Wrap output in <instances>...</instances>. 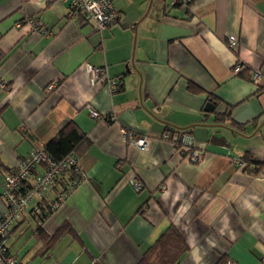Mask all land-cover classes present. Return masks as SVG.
Here are the masks:
<instances>
[{
	"label": "crops",
	"instance_id": "1",
	"mask_svg": "<svg viewBox=\"0 0 264 264\" xmlns=\"http://www.w3.org/2000/svg\"><path fill=\"white\" fill-rule=\"evenodd\" d=\"M71 1L0 0V217L4 174L69 125L64 146L83 136L75 154L87 176L47 218L63 183L32 205L10 253L21 264H138L173 225L189 247L179 264H264V169L234 161L264 160V0H196L190 16L173 0H112L120 18L102 32L69 17ZM32 20L48 34H34ZM238 62L247 78L261 73L259 85L233 74ZM88 65L116 90L93 84ZM178 131L193 137L199 163L162 139ZM63 225L72 232L51 246L40 239Z\"/></svg>",
	"mask_w": 264,
	"mask_h": 264
},
{
	"label": "built area",
	"instance_id": "2",
	"mask_svg": "<svg viewBox=\"0 0 264 264\" xmlns=\"http://www.w3.org/2000/svg\"><path fill=\"white\" fill-rule=\"evenodd\" d=\"M173 4H178L180 10L187 11L189 0H173ZM69 17L79 20H92L96 23V28L100 32L108 29L120 18V13L113 7L112 0H72ZM32 31L34 34L47 35L48 30L40 21L32 20ZM227 46L232 51L238 50V40L235 36H229ZM244 66L238 62L233 70L234 75H238ZM93 84L106 82L112 92L116 90L117 82L107 78L106 72L102 68L87 66ZM261 73L253 72L252 81L259 85ZM57 84H51L48 88L53 90ZM0 89H6L0 83ZM94 118H100L94 110H90ZM131 144L145 150L148 146V139L145 137L136 138L129 136ZM163 140L171 141L190 162L199 163L203 159V153L197 150L193 144V137L188 132L166 133ZM240 167L246 165L238 160H234ZM264 161V160H263ZM65 172L71 174V180L67 189H61L53 199L50 212H57L67 201L69 196L86 181L87 176L82 170L79 157L71 152L61 160H55L45 148L33 150L26 158L21 160L16 167L4 174L2 185V198L6 204V212L0 217V264H21L16 257L8 253V240L12 228L27 213L30 207L44 199L58 184L59 178ZM131 185L136 192L143 189L139 179L133 178ZM225 264H237L228 261Z\"/></svg>",
	"mask_w": 264,
	"mask_h": 264
},
{
	"label": "trees",
	"instance_id": "3",
	"mask_svg": "<svg viewBox=\"0 0 264 264\" xmlns=\"http://www.w3.org/2000/svg\"><path fill=\"white\" fill-rule=\"evenodd\" d=\"M195 1L196 0H189V6H188L187 11L184 12L185 14L190 16L191 7L195 3ZM174 6L180 9L178 4H175ZM246 69L247 68H243V70L238 74V76L252 81L253 73L251 74L250 78H247ZM230 113L231 111L229 110L224 116H221V117L224 118L226 116H229ZM239 127H243V126H239ZM75 130L76 129L73 128L72 125L67 126L64 130H62L59 133V135L54 140H52L45 147V150L49 154H51L55 160H61L69 153L71 152L75 153V150L77 152V150L81 146V143L84 139L83 136H81L78 131L76 132L78 135L81 136L82 140L75 146L74 150L69 149L68 147L64 146L66 139ZM179 132H186V131H178V133ZM241 161L246 165L245 171L250 172L254 174L255 176H258L263 172L264 161L263 162L258 161L254 157L253 154L246 153L244 157H242ZM70 180H71V174H69L68 172H65L63 175H61L58 181V184L59 183L64 184L61 189H67V186L69 185ZM61 189L57 188V191L59 192ZM44 200L45 199H42V201ZM52 202L53 200L51 201L49 205V210H47L48 212L43 213V216H44L43 218L45 217L47 218L49 215L53 214L52 212H50ZM71 230L72 229H69L67 225H63L57 230V232L53 236L48 237L40 229L39 236H40V239H43L46 242V244L51 246L53 243H55L60 238H62L67 232H72ZM188 251H189V247L182 233L175 226L171 225L163 232V234L160 236L157 242L148 250V252H146L143 255L142 259L140 260L138 264H179ZM8 253H10L9 250H8Z\"/></svg>",
	"mask_w": 264,
	"mask_h": 264
},
{
	"label": "water",
	"instance_id": "4",
	"mask_svg": "<svg viewBox=\"0 0 264 264\" xmlns=\"http://www.w3.org/2000/svg\"><path fill=\"white\" fill-rule=\"evenodd\" d=\"M214 106L212 104H209L206 108L207 111L213 110Z\"/></svg>",
	"mask_w": 264,
	"mask_h": 264
}]
</instances>
